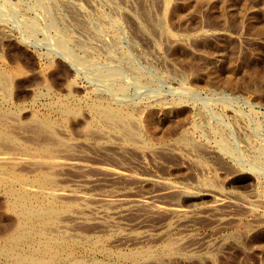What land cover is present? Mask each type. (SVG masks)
I'll return each instance as SVG.
<instances>
[{"label": "rangeland", "instance_id": "obj_1", "mask_svg": "<svg viewBox=\"0 0 264 264\" xmlns=\"http://www.w3.org/2000/svg\"><path fill=\"white\" fill-rule=\"evenodd\" d=\"M148 263L264 264V0H0V264Z\"/></svg>", "mask_w": 264, "mask_h": 264}, {"label": "bare ground", "instance_id": "obj_2", "mask_svg": "<svg viewBox=\"0 0 264 264\" xmlns=\"http://www.w3.org/2000/svg\"><path fill=\"white\" fill-rule=\"evenodd\" d=\"M150 261V260H149ZM149 264V263H148Z\"/></svg>", "mask_w": 264, "mask_h": 264}]
</instances>
